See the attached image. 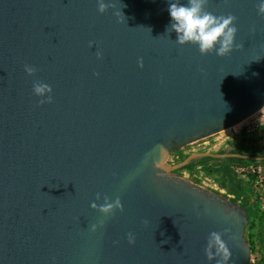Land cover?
<instances>
[{"label":"water","instance_id":"95a60500","mask_svg":"<svg viewBox=\"0 0 264 264\" xmlns=\"http://www.w3.org/2000/svg\"><path fill=\"white\" fill-rule=\"evenodd\" d=\"M105 3L101 15L97 0H0V264H250L247 210L178 170L264 158L171 157L264 109L258 0H208L236 17L225 57L177 45L168 0ZM105 198L123 210L103 218L91 205ZM213 232L227 258L208 250Z\"/></svg>","mask_w":264,"mask_h":264},{"label":"rangeland","instance_id":"374dc122","mask_svg":"<svg viewBox=\"0 0 264 264\" xmlns=\"http://www.w3.org/2000/svg\"><path fill=\"white\" fill-rule=\"evenodd\" d=\"M238 126V125H237ZM236 127V126H235ZM196 153L243 154L264 158V109L242 122L237 128L224 131L194 147L176 151L180 160ZM205 160L189 167L188 178L243 206L250 223L245 238L251 248V263L264 264V160ZM200 176L196 180L194 177ZM206 179L212 180L208 186ZM241 192L237 197L236 193Z\"/></svg>","mask_w":264,"mask_h":264},{"label":"clouds","instance_id":"9594fccd","mask_svg":"<svg viewBox=\"0 0 264 264\" xmlns=\"http://www.w3.org/2000/svg\"><path fill=\"white\" fill-rule=\"evenodd\" d=\"M208 0H168V14L170 24L166 26L165 32L176 34L175 43L179 46L194 45L201 55L215 54L219 57L230 55L239 45L236 43L238 28L236 27V17L229 15H215L206 10ZM108 4L105 0H97V11L103 15L108 11ZM257 15L264 16V0H258ZM27 76L32 77L36 73V68L30 65L24 66ZM33 94L40 99V102H52V87L40 81L32 85ZM99 199V197H98ZM91 207L97 210L103 218H108L117 211L123 210L121 201L117 198L111 201L105 198L102 205L93 203ZM97 225L92 226V231H97ZM103 227V219L99 223ZM130 244L135 243L132 233L128 234ZM215 248L217 253H223L227 258V248L219 233L213 232L208 239V250Z\"/></svg>","mask_w":264,"mask_h":264},{"label":"built area","instance_id":"2783aa9c","mask_svg":"<svg viewBox=\"0 0 264 264\" xmlns=\"http://www.w3.org/2000/svg\"><path fill=\"white\" fill-rule=\"evenodd\" d=\"M171 162L174 163V164H177V163L180 162V159L177 158L176 156L172 155ZM187 171L188 170L183 169V170L178 171V174L181 175L182 177L188 178V172ZM199 174H200V172L198 170V175L196 174V176L194 177L196 180L198 179V176H200ZM206 182L208 183L207 185L209 186L212 183V180L206 179Z\"/></svg>","mask_w":264,"mask_h":264},{"label":"trees","instance_id":"16d2710c","mask_svg":"<svg viewBox=\"0 0 264 264\" xmlns=\"http://www.w3.org/2000/svg\"><path fill=\"white\" fill-rule=\"evenodd\" d=\"M186 158H187V157H183V158L180 160V162L184 161ZM208 159H210V158H209V157H205V158H201V159H198V160H194V161L188 163L185 167L181 168L180 170L188 169L189 167H191V166H192L193 164H195L196 162H204L205 160H208ZM234 160H236V161H242L241 159H234ZM250 162H251V161H248L247 163H250ZM180 170H178V171H180ZM236 196H237V197H240V196H241V192H237V193H236ZM249 223H250V216H249V214H248V224H249Z\"/></svg>","mask_w":264,"mask_h":264},{"label":"flooded vegetation","instance_id":"af4514ba","mask_svg":"<svg viewBox=\"0 0 264 264\" xmlns=\"http://www.w3.org/2000/svg\"><path fill=\"white\" fill-rule=\"evenodd\" d=\"M256 158L258 159V158H260V157H256ZM211 159H212V158H210V160H211ZM224 159H228V160L236 161V160H234V159H239V158H234V157L232 158V157H231V158H224ZM241 160H242V161H253V160H248V159H241Z\"/></svg>","mask_w":264,"mask_h":264},{"label":"bare ground","instance_id":"6f19581e","mask_svg":"<svg viewBox=\"0 0 264 264\" xmlns=\"http://www.w3.org/2000/svg\"><path fill=\"white\" fill-rule=\"evenodd\" d=\"M239 125H240V124H239ZM239 125H238V126H239ZM238 126H236V127H234V128H237Z\"/></svg>","mask_w":264,"mask_h":264}]
</instances>
